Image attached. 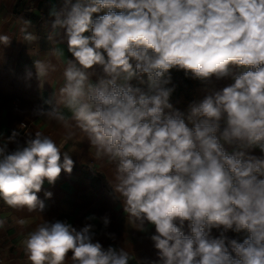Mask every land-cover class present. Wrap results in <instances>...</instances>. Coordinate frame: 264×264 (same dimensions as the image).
Returning a JSON list of instances; mask_svg holds the SVG:
<instances>
[{"label": "clouds", "instance_id": "obj_1", "mask_svg": "<svg viewBox=\"0 0 264 264\" xmlns=\"http://www.w3.org/2000/svg\"><path fill=\"white\" fill-rule=\"evenodd\" d=\"M49 16L48 39L59 37L71 58L48 109L34 115L58 121L67 137L58 143L37 131L21 144L18 130L0 132V201L41 218L20 241L29 264L133 258L123 247L105 248L91 223L78 229L41 216L53 196L39 197L45 181L54 186L75 166L63 150L74 129L97 159L115 165L109 187L126 225L154 227L156 259L146 264H264V0H63ZM12 41L0 33V46ZM33 68L40 88L56 71L39 59ZM173 70L206 87L186 111L172 103ZM225 78L232 82L208 87ZM99 219L106 229L110 218ZM5 223L0 218V228Z\"/></svg>", "mask_w": 264, "mask_h": 264}, {"label": "crops", "instance_id": "obj_2", "mask_svg": "<svg viewBox=\"0 0 264 264\" xmlns=\"http://www.w3.org/2000/svg\"><path fill=\"white\" fill-rule=\"evenodd\" d=\"M62 3L63 0H0V33H7L13 38L9 47L0 46V132L8 136L13 129L18 130L21 144L27 134L37 131L50 135L60 143L69 131L54 119L34 115L38 108L48 109L44 101L62 86L63 68L71 58L67 45L59 42V37L54 41L48 39L52 19L49 11L54 6L59 8ZM26 20L32 23L26 25ZM21 29L25 31L22 33ZM27 33L35 35L37 39L24 40ZM54 49H61L63 55L55 56ZM38 59L56 65V71L49 75L42 88L33 68V60ZM26 70L33 72L30 80L26 78ZM231 82L230 78H225L214 81L208 87L221 88ZM132 83L137 85L135 80ZM206 94V87L199 82L196 87L197 99H202ZM61 110L70 117L66 108L62 107ZM74 131L76 134L67 139L63 150L71 152L75 166L71 175L62 172L54 186L45 181L39 197L44 199L45 191H51L53 196L45 200L47 207L41 216L47 221L67 220L78 229L86 223L93 224L95 239L105 248L109 245L125 248L133 257L129 264H146L156 259L155 249L148 238L154 233V227L149 226L148 233H141L127 226L121 202L111 195L109 184L113 181L115 165L107 158L97 159L95 149L89 146L86 137L78 129ZM2 139L0 137V141ZM15 147V143L9 144L10 150ZM253 154L260 155L259 149H255ZM90 215H95L97 219L86 220ZM105 215L110 218L106 229L99 219ZM0 218L6 221L4 227L0 228V253L5 264H29L20 241L41 222L40 215L29 213L27 209L9 208L0 201ZM20 220L24 223L20 224ZM107 233H114L115 239L109 238ZM68 264H71L70 258Z\"/></svg>", "mask_w": 264, "mask_h": 264}, {"label": "trees", "instance_id": "obj_3", "mask_svg": "<svg viewBox=\"0 0 264 264\" xmlns=\"http://www.w3.org/2000/svg\"><path fill=\"white\" fill-rule=\"evenodd\" d=\"M173 83L176 85V91L173 94L172 103L176 108H179L182 111H186L187 106L193 100H197L196 87L199 84V81L192 79H187L184 77L183 72L173 70ZM214 235L218 234L213 230ZM228 235L230 238H236L242 240L243 233L236 234L229 232Z\"/></svg>", "mask_w": 264, "mask_h": 264}, {"label": "built area", "instance_id": "obj_4", "mask_svg": "<svg viewBox=\"0 0 264 264\" xmlns=\"http://www.w3.org/2000/svg\"><path fill=\"white\" fill-rule=\"evenodd\" d=\"M0 264H5L4 258L1 253H0Z\"/></svg>", "mask_w": 264, "mask_h": 264}]
</instances>
